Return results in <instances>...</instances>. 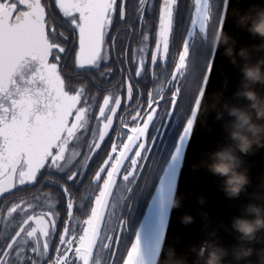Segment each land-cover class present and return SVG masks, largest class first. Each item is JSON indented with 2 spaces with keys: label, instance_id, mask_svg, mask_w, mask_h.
<instances>
[{
  "label": "snow or ice",
  "instance_id": "obj_1",
  "mask_svg": "<svg viewBox=\"0 0 264 264\" xmlns=\"http://www.w3.org/2000/svg\"><path fill=\"white\" fill-rule=\"evenodd\" d=\"M229 3L137 0L130 17V0H0V264H139L121 204L158 114L186 112L192 128L214 59L199 69L189 41L213 24L224 31ZM115 89L138 97L119 131L131 103Z\"/></svg>",
  "mask_w": 264,
  "mask_h": 264
},
{
  "label": "water",
  "instance_id": "obj_2",
  "mask_svg": "<svg viewBox=\"0 0 264 264\" xmlns=\"http://www.w3.org/2000/svg\"><path fill=\"white\" fill-rule=\"evenodd\" d=\"M253 3L264 5V0H230L224 26V31L236 39L237 49H249V63H255L264 55L253 48V45L261 41L258 37L254 38L246 28L237 25L232 10L239 8L243 12ZM213 59L214 72L204 96L205 100L208 94L223 91L225 100L245 105L246 100L234 95L243 83L241 68L245 61L238 58V64L230 63L229 58L224 55L223 46L212 48L209 61ZM225 77L228 78L226 88ZM257 90L264 92L259 85ZM229 119L225 113L223 119L218 120L215 112H211L206 117V123H202V117L197 115L187 133L185 124L132 240L135 242L138 238L139 242L141 241L146 226L153 218L150 241H154L155 253L150 264H158V259H162L161 246L165 250L172 246L178 255L188 254L193 260L195 254L190 253L191 246H199L205 240L216 241L229 249L232 248L238 243V234L231 228L233 218L245 216L246 206L250 203L264 204V148L243 157L245 166L250 170L251 183L247 186V191L241 193L238 198H228L220 189L219 178L210 174L206 168L201 167L193 171V165L207 159L208 153L231 143L227 128ZM173 193L182 198V207L169 210L166 200ZM201 196L206 200L203 205L199 203ZM155 205V212L152 213ZM205 213L207 219L203 216ZM185 214H190L194 221L188 225L181 223L180 218ZM261 246L255 245L257 248ZM251 259L255 261L256 257Z\"/></svg>",
  "mask_w": 264,
  "mask_h": 264
},
{
  "label": "clouds",
  "instance_id": "obj_3",
  "mask_svg": "<svg viewBox=\"0 0 264 264\" xmlns=\"http://www.w3.org/2000/svg\"><path fill=\"white\" fill-rule=\"evenodd\" d=\"M232 12L239 27L246 28L254 38L260 39L261 42L253 45V48L264 53V5L253 3L243 12L239 8ZM208 45L213 49L223 46L224 55L233 65L238 64V58L245 61L241 68L243 83L234 95L242 97L247 103L243 106L230 103L224 99L223 91L212 92L206 100L201 99L198 116L202 117V123H206V117L211 112H215L218 120L223 119L227 113L230 118L227 128L231 143L208 153L207 159L193 165V171L206 168L210 174L219 178L220 189L228 198H238L251 183L250 170L245 166L243 157L264 148V92L257 90V85L264 89V55L255 63H249V49H237L236 39L219 28L208 37ZM227 79L225 77V88ZM191 89L198 95V84L191 85ZM166 203L169 210L179 208L182 207V198L173 193L167 197ZM199 203H206L203 196L199 198ZM245 212V216L233 218L231 228L238 234V243L232 248L205 240L199 246H191L190 253L195 254L193 260L188 254L178 255L172 246L166 250L161 246L162 259H158V264H264V204L250 203ZM203 216L207 219L206 213ZM180 219L185 225L194 221L190 214ZM257 244L262 246L257 248ZM253 256L256 257L255 261L251 259Z\"/></svg>",
  "mask_w": 264,
  "mask_h": 264
},
{
  "label": "flooded vegetation",
  "instance_id": "obj_4",
  "mask_svg": "<svg viewBox=\"0 0 264 264\" xmlns=\"http://www.w3.org/2000/svg\"><path fill=\"white\" fill-rule=\"evenodd\" d=\"M137 3V0H130L129 5V15L133 16L132 6ZM151 22V21H150ZM217 25L213 24L209 29L207 36L204 38L199 33H197L189 41V59L195 64L199 69H203L209 62L212 48L208 45V37L212 32L217 29ZM177 31V30H176ZM179 33H182V39L179 43V48L185 38V30L181 28L178 30ZM177 32V33H178ZM175 34L173 37L174 42ZM139 37H136L129 48V61H131V48L137 46V41ZM127 44V41L125 42ZM178 45V43L176 44ZM178 48V49H179ZM173 47V51H175ZM195 53L197 55L195 56ZM196 58V59H195ZM114 69L116 65H113ZM169 70H171V64L168 65ZM134 76V72H133ZM127 77V73H125ZM119 72H117L116 77L113 78V85L119 81ZM113 85H109V88H112ZM155 85L151 84L150 80L147 84V87H141L140 91L144 93L143 98L139 99L140 103H146L147 92L151 90ZM115 91L120 92L122 104L131 103V108L125 110L123 107L118 110V116L114 120V125L116 130L119 131V118L124 117L125 120L131 121V115L129 112H132V109L136 108L138 102L137 92L134 91V98L131 102L127 100L126 90L121 91L120 89H115ZM134 114V112L132 113ZM187 122V113L186 112H176V113H165L161 112L158 114L156 119L153 121L152 125L148 131V148L145 153V163L142 166V173L138 176L136 182L132 183L130 186V191L127 192L125 199L121 204V216L125 222V231L124 238L131 243L134 237V232L136 225L140 221L145 207L150 200V197L153 193V190L160 178V175L167 164L176 143L184 129V126ZM111 140L106 138L107 147L100 152L99 157L95 159V162L92 164L93 170H95L103 159H106V152L110 151V146L112 140H115L116 133L110 131ZM119 179V178H118ZM23 195V194H19ZM61 214L63 211L61 209Z\"/></svg>",
  "mask_w": 264,
  "mask_h": 264
},
{
  "label": "bare ground",
  "instance_id": "obj_5",
  "mask_svg": "<svg viewBox=\"0 0 264 264\" xmlns=\"http://www.w3.org/2000/svg\"><path fill=\"white\" fill-rule=\"evenodd\" d=\"M156 205L152 209V213L155 212ZM154 210V211H153ZM152 221L153 218L149 221L148 225L146 226L141 241L139 242L140 244V256H139V264H150L154 253H155V248H154V241H150V235L152 232Z\"/></svg>",
  "mask_w": 264,
  "mask_h": 264
},
{
  "label": "trees",
  "instance_id": "obj_6",
  "mask_svg": "<svg viewBox=\"0 0 264 264\" xmlns=\"http://www.w3.org/2000/svg\"><path fill=\"white\" fill-rule=\"evenodd\" d=\"M178 30H180V28L177 29V31L175 32V38H174V42H173V46H174V49H178L179 48V43L181 42V39H182V33H179ZM178 32V33H177ZM181 32H182V29H181ZM178 43V45H176ZM23 194V193H21ZM146 208V207H145ZM145 211V210H144ZM144 213V212H143ZM143 216V215H142ZM142 219V217H141ZM140 219V221H141ZM140 221L138 222V224L136 225V229H135V232L138 228V225L140 223ZM135 232H134V235H135Z\"/></svg>",
  "mask_w": 264,
  "mask_h": 264
},
{
  "label": "rangeland",
  "instance_id": "obj_7",
  "mask_svg": "<svg viewBox=\"0 0 264 264\" xmlns=\"http://www.w3.org/2000/svg\"><path fill=\"white\" fill-rule=\"evenodd\" d=\"M197 55V53H195V56ZM196 59V58H195Z\"/></svg>",
  "mask_w": 264,
  "mask_h": 264
}]
</instances>
